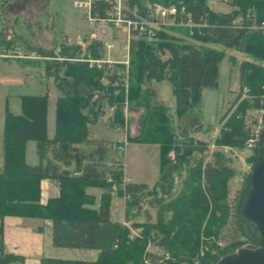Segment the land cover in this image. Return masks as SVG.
Segmentation results:
<instances>
[{
    "label": "trees",
    "instance_id": "obj_1",
    "mask_svg": "<svg viewBox=\"0 0 264 264\" xmlns=\"http://www.w3.org/2000/svg\"><path fill=\"white\" fill-rule=\"evenodd\" d=\"M123 1L128 7L138 8L142 1L183 5L192 22L206 21L209 24L192 28L191 37L196 41L221 44L264 62V34L260 30L227 26L230 18L246 10L255 12L258 18L264 17V0H230L234 9L229 13L211 12L205 0ZM104 6L100 0L93 1L91 13L101 14ZM165 29L157 31L153 41L147 42L142 37L129 41L128 85L125 88L122 77L119 79L116 71L96 68L83 60L69 61V58H74L71 53L74 48L60 49L59 54L65 59L53 62V65L46 63L47 73L60 91L54 101L51 137L46 135V94L20 95L18 114H12L5 108L1 129L0 264L21 261L20 257L3 252L1 221L4 216L48 219L51 222L52 245L98 251L92 261L43 258L40 264H141L147 242L169 253V258L158 264H195L193 258L200 244L204 250L196 264H215L221 257L235 252L243 242L253 245L250 235L235 215L237 199L243 187L232 207L227 201V182L233 175V170L225 164L229 159L220 153H215L212 162H204L201 156L192 159L193 152L200 153L202 148L191 143L190 138L176 141L165 106L149 86L153 81L166 80L174 99V113L180 117L196 105L201 87L215 86L223 52L204 45L184 43L169 35ZM183 32L186 34V31ZM89 48L90 57L100 56L93 44ZM35 50L43 56H53L40 48ZM117 66L123 67L121 64ZM238 70L239 90L219 120L230 111L243 86L250 94L258 96L263 93L262 65L241 61ZM104 78L107 80L105 85L100 81ZM96 93L99 94V103L97 100L93 106L90 101ZM101 100L107 106L115 104L112 112L114 125L123 123L121 103L125 100L128 107L141 109L140 130L137 135L128 136L127 141L158 145V180L150 187L142 183H127L124 186L129 196L125 201V218L128 208L137 203L138 194H153L156 189L160 193V197L154 199L160 206L154 222H130L133 227H141V236L132 240L127 238V226L111 220L109 216L110 184L105 181V175L109 174L119 185L122 173L115 166L106 168L100 161L101 153L107 148L104 141L87 137L89 124L100 113ZM251 105L258 106V99H254ZM247 106L250 104L244 100L235 106L223 123L225 128L215 139L217 145L242 149L245 132L242 120L236 115L244 112ZM27 140L35 141L37 161L32 165L24 159ZM80 144L91 146V149L86 152L78 146ZM170 151L173 153L171 158L168 156ZM256 153L257 147L250 154L249 161H254ZM172 163L176 168H169ZM70 164L73 168L66 169ZM181 166H186L187 175L181 181L179 192L163 203V195H168L172 189V171H179ZM42 178L56 180L59 192L43 204L39 203V181ZM87 186L106 189L100 193L96 208L90 207L94 200L85 193ZM117 193L122 194V190L118 188ZM163 209L171 212L167 219L162 214ZM231 215L234 231L241 239L233 236L219 247L217 241L212 240L220 238ZM213 248L215 253H209ZM146 255L152 258V254Z\"/></svg>",
    "mask_w": 264,
    "mask_h": 264
},
{
    "label": "rangeland",
    "instance_id": "obj_2",
    "mask_svg": "<svg viewBox=\"0 0 264 264\" xmlns=\"http://www.w3.org/2000/svg\"><path fill=\"white\" fill-rule=\"evenodd\" d=\"M74 1L76 0H30V15H28L29 19H27L26 21L28 23L30 22L33 25L31 26V30L25 29L26 33H24L23 35L24 41L29 43H21L23 42V39H20L19 37L14 38V40H9L10 42H5L7 41L5 40L2 41V44L0 43V51H4L6 55H17L16 57L23 59L24 61H35L34 63H32V65H30L32 69L31 74L36 77V80H39L37 81L38 83H40L42 90L46 89V91H48L49 101H53V98L60 95V91L55 86V81L53 80L51 75L48 74L44 76V72L42 71L43 63L53 65V62L65 59L59 54L60 49L65 47H68L70 50L74 48V50L71 52L72 54H74V58H69V61H81V57H85L83 55L89 54L86 50H83V48L85 49V47L79 46L81 48L80 51L75 48V37L79 35V38H81L84 35L83 37L86 36L88 39V33H86L87 23L84 19L83 14L81 13V8H76L73 5ZM78 1L83 2L84 0ZM147 2L148 1H142L141 4ZM205 4L207 8L214 13L231 12L232 5H230V0H205ZM178 22L177 24L173 22L172 25L168 26L165 29L169 35H172L174 38H177L184 43H191L195 46L204 45L223 52V56L218 63V77L216 84L215 86L211 87H201L196 105L188 109L180 117L176 116L174 113V99L170 92V84L166 80H161L159 82L153 81L149 84V86L152 87L153 90L155 89L157 91L158 100L165 106L166 114L168 116L171 128L174 131V137L176 141H182L184 137L190 138L191 143L198 146V148H202L200 153L197 151L193 152L192 159H196L201 156L204 162H212L215 153H220L225 158L229 159V161H227L225 164H228V166L233 170V175L229 178L227 182V201L228 204L232 207L239 190L243 187L245 182L246 176L243 173L242 169L250 162V152L244 149H239V151H236V154L230 151L223 152L222 150H220L221 148H219L221 145H217L215 143V139L217 138L216 130L220 124V115L225 111L226 107L231 104V100L239 90V63L241 61H249L251 63L262 65L264 67V62L257 61L248 54L238 52L234 49L222 46L221 44L200 43L196 41L195 38L191 37V34L193 32L192 28L195 27L198 29L201 27L209 26L206 21L202 23L191 22L192 24H194L191 26L187 24L189 22H185V19H180V21ZM234 25L237 26V23L235 21ZM44 27L45 32L43 31ZM118 31V34H116V32L114 33L113 41L115 43V46L114 50L112 51V56H110V59L120 61V55L124 52L122 46L124 44L123 39L125 38V35L123 34V28L119 29ZM183 31H186V34ZM134 38L130 37V40ZM38 39L40 40L38 41ZM142 39L147 42L153 41L147 40L145 38ZM35 42L40 43L41 47L36 45ZM90 42L93 44L95 51L100 55V57H105V55H103L101 47L96 42ZM36 48H41L42 50L47 51L49 53L51 52V55L53 56H44V59L38 58L35 52ZM35 56L37 57V59H33ZM20 62H22V60H20ZM119 63L111 64L112 66L110 68V71H116L119 74V79L120 77H123L125 85H128L127 74H124V76H122L123 67H126V64H121L123 66L121 67V69L118 68V66L115 67V65H118ZM100 81L103 85L107 83V80L105 78L101 79ZM11 91V89H8L5 92L7 99L4 101L3 97H1L0 94V128L2 122L1 118L5 110L4 108H7L9 111L14 113L19 112L18 101L15 100V97H13ZM98 95L99 94L96 93L92 96L90 101L91 105H96L97 100L99 98ZM4 103H6V105H4ZM102 104L103 106L104 104L107 105L104 100H101V110L99 109L100 113L97 115L95 120L102 116L100 118L101 122H99L98 125L103 127L105 125L103 122L112 125L110 126L108 124L109 127L104 128L102 133H99L97 137L102 136L106 138V141L103 140L105 145L107 146V148H105V151L108 150L109 152H107L108 154L106 153L105 156L111 157L112 154H114V150L112 149V144H114V142L112 141V139L117 138L118 135L122 136V131L120 132V130L114 129L115 127L112 122L113 113L107 110L106 106L103 110ZM121 105L122 115L125 113V118L127 119L128 116L132 114L134 117L133 120L138 122L140 130V127L142 125V119L140 118L142 110L128 107V102H126V100L125 102H122ZM49 109L50 115V112L53 110L52 103L49 104ZM100 126H98V128ZM89 128L90 126H88V129ZM92 129L93 132H91V135H95L94 129L97 128L94 127ZM88 136L89 135H87V137ZM80 145L84 147L83 144ZM90 147L89 149H91ZM137 147L138 146H136V142H130L129 144H127L124 152L125 154L122 159L125 161L129 171L135 173L140 172L141 174L147 176L145 177L146 179L148 178L147 180H150L152 176L157 172L156 166L158 159L156 157V150L155 148L149 146H139V149L141 151L137 152ZM25 153L27 160H31L32 157H34L35 142L33 140H27ZM115 154L114 156L119 158V156ZM168 156L170 158L173 156L172 151L168 153ZM174 167L176 168V165L172 163L169 168L172 169ZM178 170L179 171H172V189L168 195H163V200H161L163 203L178 194L181 181L187 175L186 166H181V168ZM200 187L202 188V190L204 189V184L202 182L200 183ZM102 189L106 190L105 188ZM111 195L113 196L114 201H116L113 212L114 214L111 212V216L112 218L114 217L123 221L122 224H129L131 221L154 222L158 212L160 211L158 210V207H160L159 203L154 202L155 198L160 197V193L157 189L153 194H148L146 192L138 194L137 203L128 208L129 211L127 214V218H125V201H127V197L123 198L121 194L117 193V191L115 193L110 192V196ZM93 205L94 202L90 206ZM170 213V210H162V214L163 216H165L166 219L170 216ZM232 221L233 219L231 215L229 217L228 223L222 229L220 236L221 239L214 238L212 240L213 242H219V247L228 243L233 236L235 238L241 239V237H238L237 233H235ZM200 238H202L201 234ZM247 245H249L248 242H243L240 247H245ZM201 246L202 244L199 245L198 251L196 252L197 254L193 258L194 260L197 259L196 257L197 255H199L198 252ZM211 250L213 249H210V251ZM209 253L213 254L215 252L211 251Z\"/></svg>",
    "mask_w": 264,
    "mask_h": 264
},
{
    "label": "crops",
    "instance_id": "obj_3",
    "mask_svg": "<svg viewBox=\"0 0 264 264\" xmlns=\"http://www.w3.org/2000/svg\"><path fill=\"white\" fill-rule=\"evenodd\" d=\"M29 2L30 0H0V43L1 44L3 43L2 41L7 40L5 42H10L9 40H12V39L14 40V38H17V37H19L20 39H23V42L21 43H26V44L29 43V42H25L23 38L24 33H26L25 29L31 30V26L33 25L30 22L29 24L26 21L27 19H29L28 15H30ZM81 13L84 16V9L82 8H81ZM118 30L119 29L115 31L116 34H118L119 32ZM43 31L45 32V27ZM86 31H87L86 33L89 32L88 24H87ZM123 34L125 35L124 36L125 38L123 39L124 44L122 46L124 52L120 55L121 58L119 60L123 61L125 59L124 55L127 52L126 60L129 61V41L130 39H127L125 30ZM83 36L81 38H79V35L75 37V42H76L75 47L80 51L81 48L79 47L80 45L77 43V41L80 39L84 40L85 44L83 45V47H85V49L83 48V50H86L90 55L89 46L92 43L87 39L86 36L85 37ZM39 40L40 39H38V41ZM35 43H30V44H35ZM36 45L40 46V43H36ZM114 46H115V43H114ZM114 46L111 51H106L105 49L101 48V50L103 51V55H105V57L110 58V56H112V51L114 50ZM126 46H127V49H125ZM30 50H33V49H30ZM36 55L38 58L44 59L46 57V56L44 57L41 54H38L37 52H36ZM16 56L17 55H12V56L6 55L4 51H0V88H1L0 94H1V97H3V101L6 100L7 97H6L5 92L8 89H11L12 90L11 94L13 95V97H15V100L18 101V105H19L20 95L46 94L47 95V108H46V118H45L46 135L47 137H51L53 134V124H54L53 123L54 101L57 96L52 99L53 101H49L48 91H46V89L42 90L40 83H38L39 80L37 79L38 80L37 81L36 77L31 74L32 69L30 65H32V63H34L35 61H24L23 59H20ZM37 57L35 56L33 59H37ZM20 60H22V62H20ZM114 61L115 63H119L118 60H114ZM42 71L44 72L43 73L44 76L48 75L47 70H46V63L45 64L43 63ZM124 74L125 75L127 74V68L125 69L123 67L122 76H124ZM122 82H124L123 77H122ZM153 91L156 95V98L158 99L157 91L155 89ZM51 103L53 105V110L50 112V115H49V110H50L49 104ZM4 105H6V103H4ZM105 106L108 110V106L105 104L104 106L102 104V107H103L102 109L104 110ZM19 111H20V107H19ZM11 113L18 114L19 112L18 113L11 112ZM101 117H99L97 120H94L93 123L89 124L90 126V128L88 129L89 139L106 141L105 140L106 138L102 136L97 137V135L99 133H102L104 128H108L109 125L111 126L112 124L108 123L109 124L108 125L106 124V122H103L105 124L103 127L98 125V123L101 122V119H100ZM123 118H124V123L126 124V128L120 130V132L122 131V136L118 135V137L115 139L111 138L114 143L119 140H122L123 138L127 139V136L133 137L137 135L139 132L138 122L133 120L134 117L132 114L129 115L128 118L126 119L125 113H124ZM1 119L3 120V115ZM98 126L100 127L98 128ZM94 127L97 128V129H94L95 135H91V132H93L92 128ZM1 129H2V122H1V128H0V166L2 162ZM114 129L117 130L116 128ZM129 143L130 142H128V144ZM78 146L80 148H83V150L86 149V152L89 151L88 145H84V147H82L81 145H78ZM136 146H138L137 152L141 151L139 149V146H149V147L155 148L156 153H157L156 157L158 159V146L156 144L136 143ZM25 147H26V143H25ZM107 152L109 151L106 150L101 153L100 161L108 169H111L114 166L116 167L117 163H121L122 164V168L120 170L122 173L121 179L126 180V183H142L150 187L158 180V177H159L158 161H157V166H156L157 172L152 176L150 180H147L148 178L146 179L145 177L147 176H145L144 174H141L140 172L135 173V172H131L128 170L125 161L122 159L125 153H123L122 156L121 157L119 156L118 158L114 156L115 152L114 154H112L111 157H106L105 154ZM34 154L35 155L34 157H32L31 160H27L26 153L24 150V159L27 164L32 165L36 163L37 161L36 152ZM72 168H73L72 164L66 167V169L68 170H71ZM102 191H103L102 188H99L96 186H87L85 188V193L91 195L94 200L93 201L94 205L90 207L92 208L97 207L98 202H99V195ZM58 193H59L58 183L56 180L50 179V178L40 179L39 181V203L41 204L45 203L48 198L55 197L58 195ZM115 204H116V201H114L113 196L111 195L110 202H109L110 219L113 221L123 223V221H121L120 219H117L114 217L112 218L111 216V212L112 213L114 212ZM1 224H2L1 239H2L3 252L13 254L15 256L20 257L21 259L20 262H10L7 264H40V261L43 258H59V259H70V260L77 259V260L92 261L96 258L97 253H98L96 249L67 248V247H57V246L52 245L51 243V222L48 219L26 218V217H18V216H4L2 218Z\"/></svg>",
    "mask_w": 264,
    "mask_h": 264
},
{
    "label": "built area",
    "instance_id": "obj_4",
    "mask_svg": "<svg viewBox=\"0 0 264 264\" xmlns=\"http://www.w3.org/2000/svg\"><path fill=\"white\" fill-rule=\"evenodd\" d=\"M93 1L98 0H85V1H75L73 5L77 8L84 9V17L89 26L88 39L92 42H96L101 48L106 51H111L114 46V33L117 29L123 28L126 32L127 39L130 37H142L147 40H154L156 32L166 27L170 26L175 22L177 24L180 19H185V22L188 25H194L191 22L189 13H187L183 7V5H177L174 3L171 4H163L159 2H147L142 3L140 8L138 6L128 7L123 0H100L104 3V8L101 14H92L90 10V5ZM234 7H231V10ZM234 21L237 23V26L234 25ZM179 23V22H178ZM228 27L237 28V29H245V30H260L262 34H264V17L258 18L255 12L246 10L245 12H239L235 14L232 18H230L229 23H227ZM77 43L83 47L85 41L80 39ZM127 49V46L125 47ZM125 59L123 61H119V64H126L127 68V52L124 55ZM80 60H85L89 65H94L96 68L100 69H108L111 68V64L115 63L114 60L109 57L105 58H92L89 54H86L84 58ZM123 87L126 85L123 82ZM262 94L256 96L250 94L248 89L243 86L240 89V95L235 103L232 105L230 111L226 113V115L220 120L219 127L216 130L217 138L219 137V133L222 129H224L223 123L225 119L229 116L232 110L235 108L243 100H246L247 106L244 109V112H239L236 117L242 120L243 130L245 132V137L243 141L242 149L249 151L250 154L257 147V139L260 129L264 124V82L261 84ZM254 99H258V106H252ZM125 102V101H124ZM108 110L113 112L114 105H109ZM115 128L118 130H122L125 127L124 118L123 123L121 125H115ZM216 138V137H215ZM214 138V139H215ZM213 139V141H214ZM128 144L127 139L123 138L112 144V149L117 154V156H121L124 153V150ZM219 148L223 152H233L236 154V151L239 149L234 148L228 145H221ZM253 162H249L242 170L245 176L247 177L248 173L251 170ZM122 164L117 163L116 169L121 170ZM246 180V178H245ZM105 181L110 184V192L115 193L118 188L122 190V197L129 198L128 194L124 191V186L126 180L121 179L119 185H117L113 178L109 175H105ZM128 228L127 238L132 240L134 237L141 236V227L139 226H131L130 223L124 224ZM219 246L220 243L216 242ZM202 246L199 248L198 257L203 253ZM215 252V249L213 250ZM210 251V252H211ZM146 253L152 254V258L146 255ZM169 253L163 250L160 246L151 245L149 242L146 243L142 257L141 264H158L162 260L168 259ZM194 260L193 262L196 264L198 260ZM186 264V263H182Z\"/></svg>",
    "mask_w": 264,
    "mask_h": 264
},
{
    "label": "water",
    "instance_id": "obj_5",
    "mask_svg": "<svg viewBox=\"0 0 264 264\" xmlns=\"http://www.w3.org/2000/svg\"><path fill=\"white\" fill-rule=\"evenodd\" d=\"M235 215L253 245L238 248L215 264H264V124L257 139V153L237 199Z\"/></svg>",
    "mask_w": 264,
    "mask_h": 264
}]
</instances>
